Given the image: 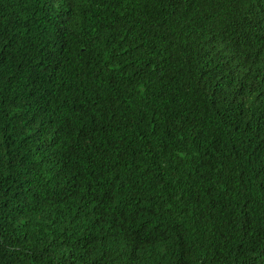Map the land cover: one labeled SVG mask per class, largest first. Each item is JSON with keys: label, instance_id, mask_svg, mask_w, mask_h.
<instances>
[{"label": "trees", "instance_id": "obj_1", "mask_svg": "<svg viewBox=\"0 0 264 264\" xmlns=\"http://www.w3.org/2000/svg\"><path fill=\"white\" fill-rule=\"evenodd\" d=\"M0 264H264V0H0Z\"/></svg>", "mask_w": 264, "mask_h": 264}]
</instances>
